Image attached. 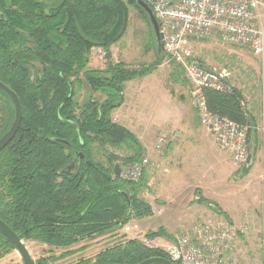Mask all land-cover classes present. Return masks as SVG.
Returning <instances> with one entry per match:
<instances>
[{"label": "trees", "instance_id": "trees-1", "mask_svg": "<svg viewBox=\"0 0 264 264\" xmlns=\"http://www.w3.org/2000/svg\"><path fill=\"white\" fill-rule=\"evenodd\" d=\"M129 7L149 23L135 0H0V82L16 94L22 108L14 138L0 151V220L20 240L69 249L110 233L131 218L152 214L136 197L141 182L113 176L118 157L106 156L108 168L92 160L93 145L134 150L124 164L137 161L142 152L135 136L114 123L111 114L123 103L125 83L152 74L164 56L142 69L111 61V48L127 28ZM96 48L107 52L102 70L89 67ZM83 84L102 98L91 96L76 103L75 87ZM202 94L209 112L250 126L240 89L205 88ZM14 114L10 98L0 91V138ZM77 153L84 157L79 159ZM74 160V169L63 173ZM147 237L172 239L162 229ZM13 250L0 231V259ZM156 257L169 260L163 251L130 240L100 253L95 262L138 264Z\"/></svg>", "mask_w": 264, "mask_h": 264}, {"label": "rangeland", "instance_id": "rangeland-1", "mask_svg": "<svg viewBox=\"0 0 264 264\" xmlns=\"http://www.w3.org/2000/svg\"><path fill=\"white\" fill-rule=\"evenodd\" d=\"M143 1L145 2V0ZM128 11L127 28L121 40L113 45L111 61L124 63L134 69H142L154 64L159 54L150 22L145 21L133 7H129ZM190 46L196 58H198L197 62L199 64L217 71L230 72L232 86L238 89L241 88L240 90L254 96L257 95L261 112V121H259L260 123L258 122V133L263 136V141H260L259 147L262 148L260 152V167L264 170V55L256 57L248 48L222 45L213 38L200 41L191 40ZM161 55L164 56L163 53ZM89 58L90 68L100 70L105 68L107 57L102 62L98 61L94 52ZM176 66L173 63H165V60H162L160 66L155 69L151 77H147L149 76L147 75L134 79L137 82H132L133 87L135 88V85L149 86L147 90L145 89V92H150L151 87H154L156 96L163 94L167 90L173 96V103H179V105L182 103L178 96L180 94L186 95L185 97H190L191 103L194 105L192 90H188V84H185L182 80L184 74L182 75L177 71L175 69ZM74 93L75 102L78 104H82L91 96L95 99L102 98L99 93H92L84 84L79 87L76 86ZM161 112V105L156 104L155 108H152L149 112V117L151 118L155 115V118L159 120ZM112 121L121 126L119 121L114 119ZM132 122L135 126H140L141 130L145 129L147 133L146 136L137 133V136L142 137V142L135 138L142 148L141 155H147L149 159L146 172L139 181L142 183V187L136 197L144 201L155 212L157 209L163 208V213L158 215V217H151L152 215H150L148 217H151V219H145L142 222L140 220L143 218H131L126 223L138 224L143 233L148 234L149 232H156L158 229L156 227L162 221L161 215H164L165 212L168 213L169 211L172 214V218L176 220V217L179 219L186 217L194 213V209H198L200 213H205L202 218L206 220L217 217L230 222L237 228L245 227L247 229L246 235L235 244L236 254L244 264H255L262 257L264 246L263 175L259 174L257 177L251 175L252 164L250 161L249 163L246 161V166L236 167L231 161V156L219 147L212 135L201 125L200 121L197 127V134L200 139L198 143H194L195 149L193 150H191V142L184 144L185 148H179L180 143L176 138V132H164L160 128V121H150V128L147 125L144 127L145 121ZM132 135L135 136L134 134ZM159 138L164 140V146L160 151L155 148ZM143 142L147 144V148H144ZM92 148V160L103 164L105 168L109 167L106 156L114 155L118 157L119 161H116L114 166L117 165L121 169L128 165L124 164L122 160L129 158L134 152V150H130L126 146L116 148L109 145L103 147L93 145ZM184 150H188L186 153L188 155H183L182 151ZM192 153L193 156H191ZM199 198L205 200V203H197L196 201ZM214 207H217L221 213H216ZM187 227L185 226L184 229ZM120 229H115L90 241H82L69 249H58L37 241L21 240V242L27 248L34 264H38L40 260H43L44 264H56L58 260H62L59 264H79L82 261L94 263L95 258L100 253L130 241L127 237L120 234ZM106 235L108 237H106L107 242L102 245L103 251L94 257L86 258L85 254L83 257L80 256L81 254L67 257L69 254L59 258L66 251L71 252L73 248H77L83 243L99 238L105 241L104 236ZM167 236L173 239L172 236ZM172 239L165 238V241L171 242L173 241ZM165 241L157 240V243L160 246L168 244L163 243ZM89 255L92 256V252ZM54 258L57 260L52 261ZM0 264H22V260L16 250H13L0 259Z\"/></svg>", "mask_w": 264, "mask_h": 264}, {"label": "built area", "instance_id": "built-area-1", "mask_svg": "<svg viewBox=\"0 0 264 264\" xmlns=\"http://www.w3.org/2000/svg\"><path fill=\"white\" fill-rule=\"evenodd\" d=\"M159 24L165 63H173L183 70L194 98V106L201 125L212 135L219 147L230 154L236 167L246 166L250 153L248 133L250 126L239 124L208 111L202 90L229 91L231 73L211 69L207 73L197 65L190 41L216 39L222 45L248 48L256 56L264 55V1L262 0H145ZM98 61H104L107 52L95 49ZM164 140L159 138L156 149L161 150ZM149 165L147 155L125 168L120 177L129 183H138ZM160 215L161 209L151 210ZM120 234L144 247L163 251L173 264H244L236 254V242L246 235L245 227H235L224 219L213 217L196 223L180 232L173 242L158 245L147 237L140 226L126 223ZM255 264H264L262 257Z\"/></svg>", "mask_w": 264, "mask_h": 264}, {"label": "crops", "instance_id": "crops-1", "mask_svg": "<svg viewBox=\"0 0 264 264\" xmlns=\"http://www.w3.org/2000/svg\"><path fill=\"white\" fill-rule=\"evenodd\" d=\"M93 51L95 50L94 49L92 50L91 55L94 53ZM111 55H113V47L111 48ZM90 65L91 64L89 62V66ZM179 68L180 67L175 69H179ZM183 74L184 73H182V75ZM151 76L152 74L147 77H151ZM184 78L185 76L183 75L182 80L184 81L185 84H188V82ZM132 82H137V80H133L125 84L123 91V103L120 107L113 110L111 114L112 120L114 119L115 121H119L120 122L119 124L122 127H125L129 132L134 134L135 137L139 139V141L141 142H142V137L137 136V133L143 134L144 136H146L147 133L145 129L141 130L140 126L139 127L135 126L132 121H140V122L145 121L146 123L144 124V127L147 125L149 128L151 127L150 121H160L161 123L160 128L164 130V132L165 131L170 133L176 132L177 135L176 138L180 143L179 148L183 149L185 148L184 144L191 142L192 143L191 150L195 149L194 143H198L200 139V136L197 134V129H198L197 127L199 126V117H198V113L196 112L195 106L193 105V103H191L190 97H185L186 95L184 96L180 94L178 96V99L181 101L182 104L179 105V103H173V96L167 90L164 91L163 94L156 96V91L154 87H151L150 92H145V89L147 90L149 86L135 85L134 88ZM187 86H188V90H190V85L188 84ZM241 91L243 93L244 98H247V100H245V103L251 119L250 131L248 133V138H247L248 147L251 155L250 163L252 164L250 170L252 173L251 175L257 177V175L261 174L264 177V170H262V168L260 167V159H261L260 152L262 148L259 147H260V141L261 140L263 141V136H261L260 133H258V127H259L258 122L261 121L259 101L257 95L254 96L250 93L244 92L243 90ZM156 104L161 105L162 107V112L161 115L159 116V120L155 118V115L151 118L149 117V112L151 111L152 108H155ZM142 144L144 148H147L146 143L143 142ZM187 151L188 150L182 151L183 155H188L186 154ZM227 154L230 156L229 153ZM191 156H193V153L191 154ZM193 212L194 213H191L186 217H181L180 219L176 217V220L172 218V214H170L169 211L168 213L165 212L164 215H161L162 221L160 225H158L156 228H158L157 230L162 229L167 235L172 236L174 241L176 235L179 234L184 229L185 226L187 227L189 225L200 223L206 220L205 218H202L205 215V213H200L198 209H194ZM151 217H158V215H152ZM151 217H145L140 221L142 222L145 219L146 220L151 219ZM104 237H105V241H102V239L99 238L91 242L83 243L82 245H79L77 248H73L71 254L67 257L79 256L80 254L81 257H83L84 254L86 255L85 256L86 258L94 257L95 255L103 251L104 248H102L103 247L102 245L104 242H107L106 237H108V235ZM155 240L165 241V238H156ZM171 242L165 241L163 243L169 244ZM91 252H92V256L89 255V253ZM61 261L58 260L56 264H59Z\"/></svg>", "mask_w": 264, "mask_h": 264}, {"label": "water", "instance_id": "water-1", "mask_svg": "<svg viewBox=\"0 0 264 264\" xmlns=\"http://www.w3.org/2000/svg\"><path fill=\"white\" fill-rule=\"evenodd\" d=\"M135 2L146 13V15L149 19V22H150V25L152 28V32H153V35L155 38L157 52L159 55H161L163 53V49H162V34L159 31V24H158V22L154 16V14L152 13L151 9L143 0H135ZM197 66L200 67L205 72L213 74V72L210 68L205 67V66H201V65H197ZM184 79L186 80V78H184ZM0 91L5 93L10 98V100L13 104L14 110H15L14 120H13L11 127L0 138V151H1L3 148H5L11 142V140L14 138V136H15V134H16L19 126H20L21 119H22V108H21L20 101H19L18 97L16 96V94L1 82H0ZM63 143L66 144V142H63ZM76 156L79 159H82L84 157L81 153H77ZM250 158L251 157L249 155L248 159H247V163H249ZM75 163H76V160H74L70 165H68L65 168V170H63L62 172L63 173H69L71 170L74 169ZM86 164L89 166H93V164L90 161H86ZM113 173H114V177H120L119 166H117V165L114 166ZM104 177L107 180L111 179V177L109 175H106V174H104ZM125 198L127 200V203L129 204V199H128L127 194H125ZM0 231L9 239V241L13 245L14 249L16 250L18 255L20 256L23 264H34L27 248L23 245V243L17 237V235L15 233H13L1 220H0ZM89 264H99V263L94 262V263H89ZM138 264H173V263L167 259L156 257V258L147 259V260L142 261Z\"/></svg>", "mask_w": 264, "mask_h": 264}, {"label": "bare ground", "instance_id": "bare-ground-1", "mask_svg": "<svg viewBox=\"0 0 264 264\" xmlns=\"http://www.w3.org/2000/svg\"><path fill=\"white\" fill-rule=\"evenodd\" d=\"M153 13V12H152Z\"/></svg>", "mask_w": 264, "mask_h": 264}]
</instances>
